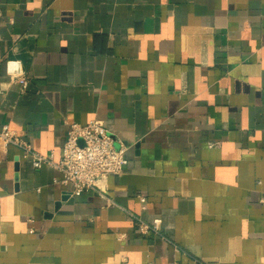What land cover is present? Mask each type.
Masks as SVG:
<instances>
[{
  "label": "crops",
  "instance_id": "1",
  "mask_svg": "<svg viewBox=\"0 0 264 264\" xmlns=\"http://www.w3.org/2000/svg\"><path fill=\"white\" fill-rule=\"evenodd\" d=\"M93 119L128 162L72 194ZM5 124L54 162L0 137V264H264V0H0Z\"/></svg>",
  "mask_w": 264,
  "mask_h": 264
},
{
  "label": "built area",
  "instance_id": "2",
  "mask_svg": "<svg viewBox=\"0 0 264 264\" xmlns=\"http://www.w3.org/2000/svg\"><path fill=\"white\" fill-rule=\"evenodd\" d=\"M10 75L27 88L29 80L24 73L11 71ZM0 137L5 147L10 144L18 146L23 156L30 159L36 168H41L46 162H54L53 152L45 154L37 151L29 140L20 136L8 124L3 125ZM126 150V145L119 144L102 121L93 119L87 124L73 122L63 146L62 157L57 163L62 172L60 181L72 185V194L79 195L94 188L98 178L123 171L128 162ZM141 200L145 201L146 197L141 195ZM135 219L142 233L160 232L158 219L152 223L139 215H135Z\"/></svg>",
  "mask_w": 264,
  "mask_h": 264
}]
</instances>
